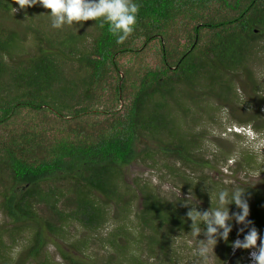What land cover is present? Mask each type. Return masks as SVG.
I'll return each mask as SVG.
<instances>
[{
	"label": "trees",
	"instance_id": "trees-1",
	"mask_svg": "<svg viewBox=\"0 0 264 264\" xmlns=\"http://www.w3.org/2000/svg\"><path fill=\"white\" fill-rule=\"evenodd\" d=\"M136 2L140 6L134 30L117 43L106 24L99 27V20L56 29L47 15L50 10L39 3L22 8L19 0H0V124H7L23 108L55 116L49 128L43 120V126L18 127L0 137V211L8 218L0 229V247L6 248L26 229H33L30 245L15 261L8 259V254L1 255L3 263L36 261L50 235L62 236L71 221L91 231L99 230L107 222L106 205L122 203L116 216L127 219L132 210L129 204L135 198L141 203L135 216L145 230L146 259L141 258L144 254L128 252L132 232H126V226L118 227L106 242L118 256L128 257L134 264L163 260V264H171L179 258L173 239L191 228L187 217L190 209L180 206L176 198L174 205L166 203L149 179L122 190L123 172L140 161L160 173V178L169 175L178 179L177 186L186 191L192 188L186 169L194 173L215 167L212 158L198 156L200 137L179 122L176 110L187 120L190 106L197 103L195 92L202 86L206 90L201 95L233 99L232 81L244 71L255 86L254 69L264 50L259 45L264 40V0ZM212 3L213 12H206ZM225 10L237 14L221 18ZM152 38L163 45L159 64L152 67L140 59L137 70L119 72L116 57L139 54L135 41L149 42ZM114 74V99L128 103L121 113L110 110L103 120H90ZM260 92L257 89L256 94ZM251 107L252 102H247L249 111ZM258 113L245 121H259L251 123L255 129L252 138L257 141L264 138V119L260 121ZM47 131L51 136L45 135ZM197 189L192 193L205 199ZM242 189L251 207L250 226L263 230L264 194L249 186ZM98 195L103 197L102 203L94 199ZM231 207L239 211L235 205ZM118 229L124 230L123 239ZM231 236L233 233L227 241L222 240L225 259L234 241ZM86 243L80 241L81 252L89 247ZM245 251L236 249L229 264H244L240 258ZM115 253L101 264L115 263L111 258ZM61 255L76 262L64 251Z\"/></svg>",
	"mask_w": 264,
	"mask_h": 264
},
{
	"label": "rangeland",
	"instance_id": "rangeland-1",
	"mask_svg": "<svg viewBox=\"0 0 264 264\" xmlns=\"http://www.w3.org/2000/svg\"><path fill=\"white\" fill-rule=\"evenodd\" d=\"M217 6H219L217 4ZM215 5L212 3L210 9L206 12L212 13ZM237 11L225 10L221 13V18L225 16H235ZM189 27V26H188ZM206 30L203 31L204 35ZM179 33V32H178ZM180 36L179 34H177ZM208 37V34L205 38ZM196 41V38H194ZM165 44L169 46L168 42ZM174 44V42L172 43ZM135 49L138 50L139 54H121L116 57L117 67L119 72H124L126 69L137 70L136 67L141 63L137 61L143 59V63L155 67L159 64L161 59L160 54L162 53V42L157 39H150L149 42L143 40H137L133 44ZM178 45L175 42L174 46ZM259 45L264 48V40H260ZM174 46L170 47L173 48ZM255 77L254 83L248 79V73L246 71L241 72L232 81L235 91H233L231 97L233 99L229 101H224L225 99H217L215 94H210L205 96L201 95L205 86L200 87V90H196L195 95H197V103L192 104L191 114L188 119L184 120L181 116V111L176 110L179 117V122L184 126H187L190 133L200 137L197 143H199L197 154L199 157L203 156L212 158L215 164L214 168H204L202 171L190 172L187 169L186 173L189 174V184L192 185L191 190L182 191L177 184L179 180L173 176H165L163 171V177L160 178V173L153 172L148 166L139 162H134L127 166L123 172V183L121 185L122 190L126 187H135L136 181H143L144 179H149L153 188L160 197L164 198L166 203H172L174 198L177 199L179 205H186L189 209L196 207L200 211L207 210L208 208H214L216 206V200L214 194L210 192V197L205 190L206 186L210 189L227 188L232 190L233 188H257L264 194V184L261 180L264 175V138L257 141L253 139L255 135V129L251 123L259 121H249V115L252 113H258L260 121L264 119V50L261 51L259 55V62L257 67L254 69ZM116 74H114L109 80V88H107L101 96V100L96 102V109L93 111L90 120H98L104 118L107 111H114L121 113L124 110V105L128 103V100L122 99L116 101L114 99L115 93V83ZM107 85V86H108ZM257 89H260L259 94H256ZM256 90V91H255ZM256 94V95H255ZM263 96H259V95ZM182 97V96H180ZM183 99V97H182ZM247 102H252L251 110L247 108ZM107 107V108H106ZM30 109L23 108L16 115H14L7 124H0V137L6 136L9 130H15L18 127L20 129L36 128L43 126L41 123L43 120L47 122L49 128V123L55 120V116L51 112H45L46 116L41 112L37 114L33 113ZM107 118V117H106ZM84 119L86 117L84 116ZM260 134L262 132H259ZM259 134V135H260ZM2 135V136H1ZM45 135L51 136L49 131ZM264 135V134H262ZM261 135V136H262ZM260 136V137H261ZM141 145V143H139ZM262 147V148H261ZM261 149V150H260ZM216 155L213 157V153ZM219 159V160H218ZM219 161V162H218ZM203 179V181H201ZM67 185V183H66ZM195 185H199L196 187ZM198 188V189H197ZM197 189L200 194H204L205 199L202 196H196L192 193V190ZM138 197H141V193L137 191ZM97 203L103 202V197L100 195L94 196ZM122 204V203H120ZM120 204H109L105 206L107 222L97 231H91L89 228H85L80 225L77 221H71L65 227V233L62 236H51L48 238V242L42 250L43 255L39 259L30 260L27 264H101L102 261L109 259L108 255L115 253V248H113L110 243L106 241L109 237H112V233L118 228H124L125 231L131 230V240L127 242L128 252L144 254L141 258L146 259L148 244L145 238V230L142 231V226H140L139 220L135 216L136 209L139 207L140 199L135 198L133 204L130 206V214L127 219L119 218L116 216V210ZM174 205V204H173ZM211 208H210V207ZM250 206V205H249ZM230 215L234 211L229 205ZM129 210V211H130ZM126 214V212H125ZM124 214V216H125ZM248 220L251 219V207H249ZM8 222V218L0 211V229ZM233 228L229 233L233 236L232 238L237 239L243 238V233L237 234V228L243 227V224L237 225L235 220L231 221ZM191 226V225H190ZM203 227V225H201ZM249 227H251L249 225ZM203 228H201V231ZM122 237L124 236V230H119ZM247 229H245V232ZM258 233L264 232L263 230L257 229ZM141 232V233H140ZM143 233V234H142ZM23 235V236H22ZM16 242L10 243L4 247H0V256H6L8 254V259L15 261L19 254L22 253L27 246L30 245V240L33 235L32 227L26 229ZM117 238V237H116ZM115 238V239H116ZM53 239L54 241L50 240ZM203 239H206L203 233L196 235L194 231L189 228L183 231L182 235L174 236L175 247H179V258L176 259L174 263L171 264H229L231 259L234 257V251L231 248L230 254L225 259L223 257L224 242L217 239L215 245L207 244V251L202 256L200 255V249L204 245ZM80 241H87L89 247L85 248L83 252L80 251ZM260 241L257 240V245ZM182 247H180V246ZM65 252L73 257L76 262H70L69 260L63 259L61 252ZM251 249H246L244 254L241 256L240 260L247 263V254ZM116 254V253H115ZM112 256L111 258L115 263L109 262L110 264H134L129 262V258L125 256ZM222 259H225L221 261ZM47 262H46V261ZM44 261V262H43ZM150 261H155L153 258ZM164 261V260H163ZM163 261L159 263L155 261V264H163ZM8 261L3 263V258H0V264H6ZM244 263V264H245ZM8 264V263H7ZM170 264V263H168Z\"/></svg>",
	"mask_w": 264,
	"mask_h": 264
},
{
	"label": "clouds",
	"instance_id": "clouds-1",
	"mask_svg": "<svg viewBox=\"0 0 264 264\" xmlns=\"http://www.w3.org/2000/svg\"><path fill=\"white\" fill-rule=\"evenodd\" d=\"M37 3L50 10L47 15L51 18L53 28L73 25L74 22L99 20V27L103 28L106 24L108 31L116 36L117 43L123 42L133 32L140 6L136 0H19L18 4L23 8ZM205 186L209 197L210 192L214 194L216 206L203 211L192 207L187 212L191 229L196 235L203 233L206 238L202 240L204 245L200 249V255L206 253L207 244L215 245L217 239L228 240L233 228L231 221L234 219L237 225L243 224V227L237 228L238 236L243 233V238L232 241V249H251L245 264H264V232L258 233L255 226L249 227L252 221L247 219L249 205L245 199L246 190L238 187L232 190L210 189ZM229 205H235L239 211H232L230 215Z\"/></svg>",
	"mask_w": 264,
	"mask_h": 264
}]
</instances>
